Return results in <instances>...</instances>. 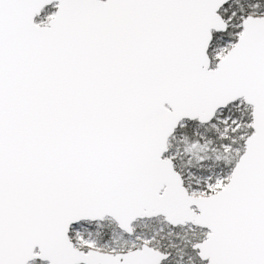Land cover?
I'll list each match as a JSON object with an SVG mask.
<instances>
[{
  "label": "snow or ice",
  "instance_id": "snow-or-ice-1",
  "mask_svg": "<svg viewBox=\"0 0 264 264\" xmlns=\"http://www.w3.org/2000/svg\"><path fill=\"white\" fill-rule=\"evenodd\" d=\"M0 264H264V0H0Z\"/></svg>",
  "mask_w": 264,
  "mask_h": 264
}]
</instances>
